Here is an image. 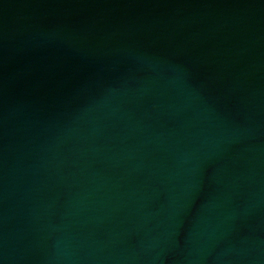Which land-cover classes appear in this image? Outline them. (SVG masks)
<instances>
[{
    "label": "water",
    "instance_id": "1",
    "mask_svg": "<svg viewBox=\"0 0 264 264\" xmlns=\"http://www.w3.org/2000/svg\"><path fill=\"white\" fill-rule=\"evenodd\" d=\"M0 264H264V0H0Z\"/></svg>",
    "mask_w": 264,
    "mask_h": 264
}]
</instances>
